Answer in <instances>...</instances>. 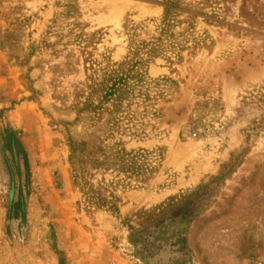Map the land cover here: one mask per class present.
Masks as SVG:
<instances>
[{
	"label": "rangeland",
	"instance_id": "rangeland-1",
	"mask_svg": "<svg viewBox=\"0 0 264 264\" xmlns=\"http://www.w3.org/2000/svg\"><path fill=\"white\" fill-rule=\"evenodd\" d=\"M104 236L264 264V0H0V264Z\"/></svg>",
	"mask_w": 264,
	"mask_h": 264
},
{
	"label": "crops",
	"instance_id": "crops-1",
	"mask_svg": "<svg viewBox=\"0 0 264 264\" xmlns=\"http://www.w3.org/2000/svg\"><path fill=\"white\" fill-rule=\"evenodd\" d=\"M115 231V229H114ZM82 235L85 232L83 229H78ZM106 231L102 230V235ZM113 232V230H111ZM83 236V235H82ZM101 236V235H100ZM67 255L63 260H58V264H146L143 259L133 255H127L122 252V249L116 244H112L104 236V239H77L76 244L73 240H68ZM39 257V260L45 264H53L50 261V255ZM53 260V259H52Z\"/></svg>",
	"mask_w": 264,
	"mask_h": 264
},
{
	"label": "trees",
	"instance_id": "trees-1",
	"mask_svg": "<svg viewBox=\"0 0 264 264\" xmlns=\"http://www.w3.org/2000/svg\"><path fill=\"white\" fill-rule=\"evenodd\" d=\"M177 236V233H170L168 236H166L167 238L171 239L172 237H176ZM166 237H164V241L167 239ZM143 245V244H142ZM159 246H158V243L155 245V246H151V248L153 249H157ZM143 248V247H142Z\"/></svg>",
	"mask_w": 264,
	"mask_h": 264
}]
</instances>
